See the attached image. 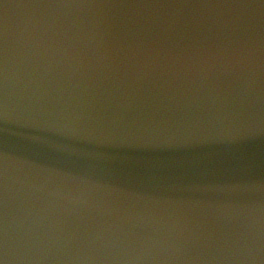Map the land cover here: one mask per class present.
Returning <instances> with one entry per match:
<instances>
[{
    "label": "water",
    "instance_id": "1",
    "mask_svg": "<svg viewBox=\"0 0 264 264\" xmlns=\"http://www.w3.org/2000/svg\"><path fill=\"white\" fill-rule=\"evenodd\" d=\"M0 264H264V0H0Z\"/></svg>",
    "mask_w": 264,
    "mask_h": 264
}]
</instances>
